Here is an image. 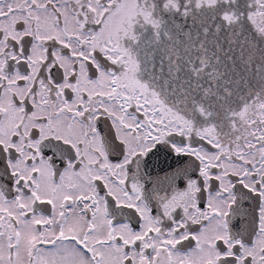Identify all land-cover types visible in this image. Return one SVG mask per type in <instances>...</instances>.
I'll use <instances>...</instances> for the list:
<instances>
[{
	"label": "snow or ice",
	"instance_id": "1",
	"mask_svg": "<svg viewBox=\"0 0 264 264\" xmlns=\"http://www.w3.org/2000/svg\"><path fill=\"white\" fill-rule=\"evenodd\" d=\"M0 264H264V0H0Z\"/></svg>",
	"mask_w": 264,
	"mask_h": 264
}]
</instances>
